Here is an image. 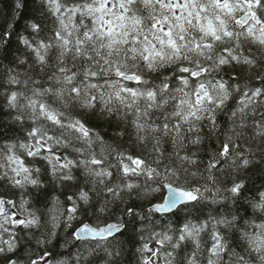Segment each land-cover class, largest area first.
<instances>
[{"label": "snow or ice", "instance_id": "6c2138e0", "mask_svg": "<svg viewBox=\"0 0 264 264\" xmlns=\"http://www.w3.org/2000/svg\"><path fill=\"white\" fill-rule=\"evenodd\" d=\"M0 264H264V0L0 8Z\"/></svg>", "mask_w": 264, "mask_h": 264}, {"label": "trees", "instance_id": "16d2710c", "mask_svg": "<svg viewBox=\"0 0 264 264\" xmlns=\"http://www.w3.org/2000/svg\"><path fill=\"white\" fill-rule=\"evenodd\" d=\"M8 3H9V0H2V2H0V8L6 7Z\"/></svg>", "mask_w": 264, "mask_h": 264}]
</instances>
